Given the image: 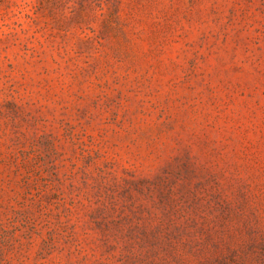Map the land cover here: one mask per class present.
I'll list each match as a JSON object with an SVG mask.
<instances>
[{
	"label": "rangeland",
	"instance_id": "obj_1",
	"mask_svg": "<svg viewBox=\"0 0 264 264\" xmlns=\"http://www.w3.org/2000/svg\"><path fill=\"white\" fill-rule=\"evenodd\" d=\"M0 264H264V0H0Z\"/></svg>",
	"mask_w": 264,
	"mask_h": 264
}]
</instances>
